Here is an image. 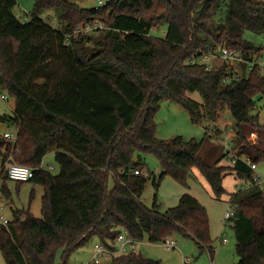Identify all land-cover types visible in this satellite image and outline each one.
Returning <instances> with one entry per match:
<instances>
[{
    "label": "trees",
    "instance_id": "trees-1",
    "mask_svg": "<svg viewBox=\"0 0 264 264\" xmlns=\"http://www.w3.org/2000/svg\"><path fill=\"white\" fill-rule=\"evenodd\" d=\"M220 1L109 0L87 9L68 0H34L29 18L21 21L15 17L17 1L0 0V90L14 100L12 115H0V124L17 129L14 144L0 136V192L10 197L9 157L31 168L28 181L43 189L41 218L17 210L0 231L5 264H55L57 256L58 264H69L89 244L111 246L118 228L139 242L161 243L178 234L213 254L205 208L188 193L167 209L155 193L148 207L141 198L150 178L133 173L153 176L156 191L165 176L187 186L193 168L216 198L225 192L226 176L243 182L228 201L239 211L229 222L235 253L239 264H264V193L250 168L264 161V142L248 140L252 132L264 135L252 114L257 101H264V74L242 65L234 78L225 63H189L220 47L246 58L262 52L244 33H264V0H223L225 23L217 24ZM51 10L59 28L42 18ZM94 22L104 28L65 41L77 27ZM161 25L164 36H153ZM192 92L201 103L187 96ZM163 101L179 104L192 124H205L204 138L157 139L155 115ZM225 109L235 133L230 166L218 164L230 152L212 162L218 146L212 156L202 154L210 141L207 125L217 123ZM213 130L220 135L215 125ZM49 153L56 173L42 166ZM146 154L158 161V177L147 169ZM104 264L162 263L138 253Z\"/></svg>",
    "mask_w": 264,
    "mask_h": 264
},
{
    "label": "rangeland",
    "instance_id": "rangeland-1",
    "mask_svg": "<svg viewBox=\"0 0 264 264\" xmlns=\"http://www.w3.org/2000/svg\"><path fill=\"white\" fill-rule=\"evenodd\" d=\"M69 2L75 3L82 8H95L98 6V2H107L109 0H68ZM19 2H17V6L15 7V12L22 18H29L31 10L33 9L34 0H25V7H19ZM227 13V5L221 0L220 7L217 11V16L215 18V22L217 24L225 23V16ZM42 18L45 21L50 22L53 27L59 28L58 22L54 16V11H46L42 14ZM103 26V24H102ZM104 28V26H103ZM166 26L161 25L153 30L151 33L156 37H163L165 33ZM244 38L252 43L255 47H260L264 50V33H254L246 31L244 33ZM204 62L212 67L214 65H220L223 63L221 60H210L205 59ZM187 96L199 103L202 102L200 95L197 92L187 93ZM14 107L13 98L9 97V100L4 102L0 100V115H12ZM225 120H223V124L226 121H231L230 114L227 109L224 110ZM252 114L258 115L259 122L264 125V101H257L255 109L252 111ZM155 123H156V132L155 136L159 140L169 141L170 139L180 136L184 139H195L200 141L204 138L205 133V124L202 125H194L191 123L188 113L177 103L163 101L160 104V107L155 115ZM227 127V125H224ZM7 127L6 124H0V133ZM229 129V128H228ZM229 131V130H228ZM1 136V135H0ZM221 146L219 139H216L215 143ZM222 152L225 153V149L223 146ZM204 155V153L202 152ZM145 159V163L147 165V169L150 173L155 174L158 177L159 171L161 170L158 161L151 155L146 154L143 155ZM208 162H211L209 158H206ZM221 162H219L220 165ZM43 164L45 168L49 166L52 167L51 172H58V167L54 160V154L49 153L43 159ZM258 166H264V161L258 163ZM1 167V160H0ZM195 172L198 175L196 178L193 174ZM152 181L148 180L145 189L142 194V202L150 207L152 203V199L154 194L156 193L157 203L160 205L161 209H167L170 206H174L177 204L180 195L183 193L193 194L196 196L201 203L205 206V210L208 211V207L211 204L209 209L212 213V219L214 228L216 231L215 234H212L214 239V250H218L219 247L224 246L226 250L230 252L235 251V237L233 231L230 229V226H224V214L226 210L230 209L229 205L225 202L226 196L228 195L229 190L235 189L238 185H242L243 182L239 181L234 175H228L223 179V188L224 193L220 196V198H216L213 194L210 187L206 186L207 183L205 179L200 175L197 169H192V175L187 178L186 184L187 186H182L175 180H173L170 176H165L158 189L155 191L152 186ZM206 182V183H205ZM242 184H241V183ZM3 183L0 182V188ZM204 184V185H203ZM208 184V183H207ZM5 185L10 192V197L8 199L4 198L0 192V200L4 206V215L7 219L12 220L14 211H22L29 209L30 213L36 217L41 218V197L43 195V189L40 186L33 184L30 181L16 183L13 180L5 181ZM113 186L112 177L108 180V187L111 188ZM182 192V193H181ZM223 207V210L220 209ZM222 232V237L227 239L226 245H221L219 243V237ZM224 232V234H223ZM210 234V229H209ZM177 241V249L176 250H166L162 243H150L146 239L141 241L140 252L142 256L147 257L153 260H159L165 264H210L209 262V253L208 251L200 252L195 244L189 240L185 239L183 236L174 234L170 237ZM92 246L93 244H89L84 248L79 249L77 252L72 254L70 257L69 264H84L87 262L92 254ZM235 254V252H234ZM185 257V258H184ZM58 256L56 258L55 264H58ZM188 260V263L184 261ZM0 264H5L1 253H0Z\"/></svg>",
    "mask_w": 264,
    "mask_h": 264
},
{
    "label": "built area",
    "instance_id": "built-area-1",
    "mask_svg": "<svg viewBox=\"0 0 264 264\" xmlns=\"http://www.w3.org/2000/svg\"><path fill=\"white\" fill-rule=\"evenodd\" d=\"M105 4L106 2L99 1L98 6H96L95 9H99L103 7ZM15 17L21 21L27 20V18H22L18 14H15ZM48 23L51 24L50 22ZM97 29H103L101 22H94L91 24L81 25L77 27L71 34H67L65 36V41L68 42L71 38L90 34ZM205 59L221 60L223 63H225L228 67L232 69L234 78H237L242 74V70H241L242 65H245L247 72L257 70L260 74H264V50L259 54L252 55L250 58H246L243 52L241 51L226 47H220L217 48L215 52L205 54L199 59H191L189 63L194 64L198 62L200 64H205L208 68H211L212 67L211 65L209 64L207 65L204 62ZM0 100L4 102L9 100V96L1 90H0ZM233 134L234 132L231 131L229 134L225 135V143L223 145L225 151L231 153L230 162L232 163H233L232 157L234 156V154L230 148V144L228 140L231 138ZM1 135L6 140L14 144L17 139V129L8 126L7 130L4 131ZM250 168L253 171L255 169V165L250 164ZM47 169L52 170V167L49 166ZM162 172L163 171L160 170L158 176ZM5 173L9 180H13L15 182H26L33 177V170L31 168L12 162L11 157H9L8 161L6 162ZM133 173L135 175L143 174L145 177L150 178V180H152L153 178V176H150L145 171L141 172L139 170H134ZM154 177L157 176L154 174ZM253 181L262 190L263 188L262 178L259 175L255 174L253 175ZM233 212L234 210L232 208L226 210L223 218L224 226L229 225L230 219L233 218ZM9 222L10 220L7 219L6 216L4 215V206L0 200V231L2 230V228H7ZM118 230L119 233L113 244H111V246H106L99 242L94 243L92 246V254L89 260L84 264H104L119 256H124L128 254H138L139 241L130 237L123 228H118ZM220 241L221 243L225 244L227 242V239L224 237ZM161 243L167 250L171 251L176 249V241L174 239H171L170 237L164 239V241H162ZM184 262L188 263V260H185Z\"/></svg>",
    "mask_w": 264,
    "mask_h": 264
},
{
    "label": "crops",
    "instance_id": "crops-1",
    "mask_svg": "<svg viewBox=\"0 0 264 264\" xmlns=\"http://www.w3.org/2000/svg\"><path fill=\"white\" fill-rule=\"evenodd\" d=\"M17 2H19L18 3V5H19V7H22V9H23V7H25V0H16ZM34 4V3H33ZM16 13V12H15ZM44 19V18H43ZM225 113L224 112H222V114H221V118L220 119H218V121H217V123H215L214 125H215V129L216 130H218L219 132H220V135L219 136H217V137H215L214 135L216 134V131L215 130H213V127H214V125L213 124H208L207 125V127L208 126H210V130H208L209 132L207 133V136L210 138V141H206V143L204 144V147H203V153L205 154V155H208V156H212V154H213V146H218V148H219V151H218V153H216V154H214L212 157V162H214V161H216L217 159H219V156H220V154H221V152H222V147L221 146H223L224 145V143H225V135L226 134H229L231 131H233V129H232V121H226L224 124H223V120H225ZM224 125H227V127L226 126H224ZM8 127V126H7ZM7 127L0 133V135L4 132V131H6L7 130ZM204 128H206V127H204ZM229 128V129H228ZM206 130L207 129H205V133H206ZM229 130V131H228ZM204 133V134H205ZM205 136V135H204ZM234 136H235V133L231 136V138L228 140L229 141V144H230V148H231V150H232V152H234V150H233V147H232V143H233V139H234ZM222 138V139H221ZM216 139H219V142H220V144H221V146L220 145H218V144H212V143H215L216 142ZM248 140L249 141H251L252 143H258V142H260V143H262V142H264V135H258V133H256V132H252V133H250V135H249V137H248ZM223 153V152H222ZM229 157L228 158H224V159H222L221 161H219V162H221L220 163V166H230V165H232L231 163H230V161H229V158L231 157V153H230V155H228ZM219 164V163H218ZM42 166L44 167V164H43V162H42ZM253 172V175H255V174H257V175H259L261 178H262V180H263V188H262V192L264 193V166H261V167H259L258 166V164L255 166V169L252 171ZM193 174H194V176L196 177V178H198V175L195 173V172H193ZM230 175H233V174H230ZM199 179V178H198ZM200 180V179H199ZM206 183V182H205ZM241 183V182H240ZM242 184V183H241ZM160 185V184H159ZM204 185V184H203ZM206 186H208V184L206 183L205 184ZM243 186V184L242 185H237L236 187H235V189H231V190H229V192H228V195L225 197L226 199V203H227V205H229V203H228V201H229V194H231V193H233V192H235L236 191V189H238V188H241ZM159 187V186H158ZM209 187V186H208ZM182 193V192H181ZM185 192L183 191V193L181 194V195H183ZM180 195V196H181ZM191 196H193L194 197V195L193 194H190ZM180 198V197H179ZM204 208H205V206L201 203V201L195 196L194 197ZM179 200V199H178ZM178 203V202H177ZM175 206V205H174ZM174 206H170V207H174ZM170 207H168V208H170ZM209 207L210 208H212L211 207V204L209 205ZM209 207H208V211L206 210V213H207V216H208V224H209V229H210V240H211V245H212V248H213V254H210L209 252V262H210V264H239V260H238V257H237V255H236V253L234 254V252L232 251V252H230L229 250H226V248L224 247V246H222V247H219V249L218 250H214V246H213V243H214V239H213V237H212V234L214 235L215 234V232L216 231H214L215 230V228H214V224H213V219H212V213H210L211 212V210L209 209ZM230 207V206H229ZM206 209V208H205ZM221 211L223 210V207L220 209ZM185 238V237H184ZM223 237H222V232H221V235H220V237H219V243L221 244V245H226L227 244V242L225 243V244H223V243H221V239H222ZM185 239H188V238H185ZM190 240V239H189ZM176 241V240H175ZM140 245H141V242H139V245H138V250H139V253L141 254V252H140ZM177 246H178V244H177V241H176V249H177ZM166 249V248H165ZM175 249V250H176ZM198 249V248H197ZM167 250V249H166ZM199 250V249H198ZM169 251V250H168ZM204 251H207V250H204ZM201 252V251H200ZM203 252V251H202ZM142 255V254H141ZM144 257V256H143ZM145 258H147V257H145ZM185 258V257H184ZM161 262V261H160ZM162 264H165V263H163V262H161ZM205 263H207V262H205V259H204V264Z\"/></svg>",
    "mask_w": 264,
    "mask_h": 264
},
{
    "label": "water",
    "instance_id": "water-1",
    "mask_svg": "<svg viewBox=\"0 0 264 264\" xmlns=\"http://www.w3.org/2000/svg\"><path fill=\"white\" fill-rule=\"evenodd\" d=\"M238 216H239V211L238 210H235L233 212V218H238Z\"/></svg>",
    "mask_w": 264,
    "mask_h": 264
}]
</instances>
